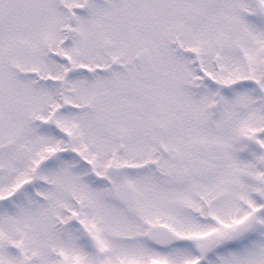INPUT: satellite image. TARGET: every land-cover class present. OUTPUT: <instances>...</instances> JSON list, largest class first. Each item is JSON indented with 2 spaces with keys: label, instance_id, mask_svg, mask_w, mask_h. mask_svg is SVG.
<instances>
[{
  "label": "snow or ice",
  "instance_id": "1",
  "mask_svg": "<svg viewBox=\"0 0 264 264\" xmlns=\"http://www.w3.org/2000/svg\"><path fill=\"white\" fill-rule=\"evenodd\" d=\"M0 264H264V0H0Z\"/></svg>",
  "mask_w": 264,
  "mask_h": 264
}]
</instances>
